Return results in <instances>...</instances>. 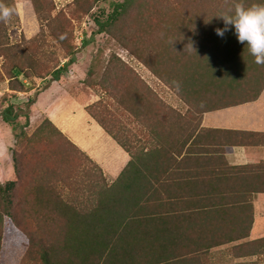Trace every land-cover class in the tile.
Listing matches in <instances>:
<instances>
[{
  "label": "trees",
  "instance_id": "1",
  "mask_svg": "<svg viewBox=\"0 0 264 264\" xmlns=\"http://www.w3.org/2000/svg\"><path fill=\"white\" fill-rule=\"evenodd\" d=\"M4 1L0 3L7 6ZM236 2L247 7L264 0H228L227 4L225 0H122L106 19H95L97 32L117 38L185 103V111L180 112L165 104L146 85L143 89L150 92V99L156 96L159 104L151 101V114L145 120L163 122L158 115L164 108L165 122L171 120L170 113L180 120V137L175 141L151 135L133 143L117 126H109L102 111L94 110L99 108L101 98L87 105V112L130 155L121 174L108 182L95 161L47 117H42L31 133L21 134L19 143L25 139L33 145L45 136L49 144L54 135L67 150H53L60 156L57 163L61 162L66 169L80 168L90 182L88 187L70 182L68 191H64V175L53 166L43 169L44 165L39 163L28 184V194L33 193L31 198L36 201L27 206V196L18 193L25 182L20 152H12L15 178L0 181V226L2 218H7L28 237L20 264H216L222 258L213 249L249 235L254 195L264 193V161L230 165L225 153L235 145L260 143L262 134L201 125L206 110L253 101L264 88V65L254 62L245 45L237 41L234 29L223 38L215 32L224 27L223 20L216 16ZM28 4L34 19L26 23L28 39L23 44L8 43L5 24L0 23V56L7 63V77H13L10 88L19 92L31 88L24 85L20 75L29 79L44 77L43 61L33 43L39 48L40 42L50 37L67 58L59 67L54 64L51 80H58L75 60L74 50L65 44V15L55 11L51 0H28ZM122 25L125 26L121 28ZM189 43L193 49L185 48ZM136 46L140 51H136ZM115 59L120 61L114 53L109 56L106 66L110 70L115 67ZM201 91L215 92L202 95ZM34 98H29L25 106L29 107ZM4 112L2 118L12 125L18 140L15 120L24 114L28 125L29 116L26 112L13 113L12 104ZM29 150L43 152L38 147ZM167 154L172 159L164 158ZM190 167L196 168L191 179L200 184L193 191L141 188L135 182L144 179L153 184L176 178L172 174L126 175L127 169L161 172ZM93 169L97 170V178L91 175ZM185 178L189 177L182 179ZM190 197L197 200L189 202ZM226 251L230 258L264 254V237L240 241Z\"/></svg>",
  "mask_w": 264,
  "mask_h": 264
},
{
  "label": "rangeland",
  "instance_id": "2",
  "mask_svg": "<svg viewBox=\"0 0 264 264\" xmlns=\"http://www.w3.org/2000/svg\"><path fill=\"white\" fill-rule=\"evenodd\" d=\"M121 1L51 0L55 11H60L65 15L62 17L63 21H65L62 22L65 28V44L72 51L74 50L75 58L74 62L68 66V69L61 72L60 78L56 82L60 88H66L70 91H97L100 93L102 102L99 108L94 110L104 113L105 121L109 126H118L120 122H125L127 119L125 95L130 88H133L132 91H144L143 89L147 86L151 92L154 91L155 95L169 107H171L170 104L172 103V98L170 97L172 90L159 81L142 61L128 48L119 43L117 38L109 36L105 32H97L98 24H96L95 19L99 21L106 19L107 15L113 11L114 6ZM4 3H8L7 6L15 9L12 19L5 24V37L7 36L10 44H23L28 39L26 35L29 25L26 23L34 19L28 0H6ZM124 26L122 25L121 28ZM83 40L87 41L84 45L82 43ZM24 46L22 45L21 47ZM33 47H36L39 52L38 57L43 61L42 74L44 77L26 78L28 84L24 85L31 88L22 95L19 94V91L10 88L9 81L13 80V77H7V63L4 64L5 59L0 56V165L1 163L3 165L9 164L8 158H11L14 150L18 151V153L20 152L21 174L25 182L24 185L19 187L18 193L23 195L24 198L27 196L29 200L26 203L27 206L28 202L34 203L36 201L31 198L33 193L31 195L28 194V189L33 176L32 170L39 163L44 165L43 169L46 168V165L48 167L53 166V169L64 175L62 183L64 191H66L70 182L80 187H88L90 182L89 179H86L87 177L82 175L80 168L66 169L61 162L57 163L60 156L59 153L55 154L53 150L58 148L62 153H66L67 150L54 135H51V143L49 144H47L48 138L45 136H40L34 141L33 145L29 140L26 142L25 139H23L21 144L19 143L22 138L21 134L25 133L28 135L33 129L34 120H31L30 107H26L25 102L29 98L35 97L38 91H42L48 86L51 81L50 71L53 70L54 64H58L57 67H59L67 60V58L63 57L61 46L50 37H46L41 41L39 48L35 43H33ZM41 51H44V53H41ZM136 51H140L139 46H136ZM113 53L124 64L115 59V67L110 70L106 64L109 56ZM129 69H132V72ZM146 92L150 97V92ZM155 97L154 99L149 98V103L153 101L158 106L159 104ZM9 104L13 105V113L22 114L26 112L29 116L28 125L25 124L26 116L24 114L19 115L15 120L16 132L20 134L18 140L15 139L12 125L2 118V114H6L4 109ZM135 111H138V113L134 112V117L131 115L130 121L141 124L140 108ZM38 117H32V119ZM33 147H38L43 152L32 153L29 149ZM21 151H23V154H21ZM53 163H56L57 166H54ZM12 171L11 174H2L0 181L4 182L14 179L15 173L14 170ZM91 175H95L97 178V170L93 169ZM107 181L110 182L108 179ZM259 226L264 227V206L257 205L255 227ZM0 237V262L2 264H20L27 251L28 237L4 217L0 226ZM223 249H220L223 252L213 249L214 254L222 258L217 259L216 264H264V254L262 253L258 256L246 258H230L228 251H226L227 248Z\"/></svg>",
  "mask_w": 264,
  "mask_h": 264
},
{
  "label": "crops",
  "instance_id": "3",
  "mask_svg": "<svg viewBox=\"0 0 264 264\" xmlns=\"http://www.w3.org/2000/svg\"><path fill=\"white\" fill-rule=\"evenodd\" d=\"M57 80H51L46 88L35 94L34 101L30 104V115L33 125L42 117H47L69 140L72 141L79 149L84 151L93 161L101 168L103 175L110 181H114L122 172L130 159V155L124 148L109 135L100 124L87 112L86 106L97 101L101 94L97 91H70L66 88H60ZM57 86V87H56ZM130 88L125 95V104L127 119L120 122L117 126L120 133L126 138L130 137L135 143L137 139L145 140L151 135L157 136L159 139L172 138L176 141L180 137L181 122L174 115L171 120H166V109H160L159 118L163 122H154V120H145L150 117L149 95L146 91H132ZM171 92V91H170ZM215 91H201L200 94L208 95ZM172 94V95H171ZM171 107L182 112L185 111V103L177 98L171 92ZM163 98L162 96H160ZM141 111V124L139 122L130 121V116L134 117V110ZM39 116V117H38ZM32 117H38L32 119ZM202 127L220 128L230 130L254 131L262 134L260 143L256 145H235L226 153L225 158L230 165H242L247 163H257L264 161V88L259 96L248 102L231 105L219 109L206 110L202 115ZM113 127V126H112ZM11 134V133H10ZM12 138V135H11ZM13 139V138H12ZM177 159V156L172 153ZM8 156V155H7ZM164 158L172 159L171 155ZM9 164L0 165V176L2 174H11L13 171L11 158H8ZM191 166V164H189ZM159 171V169H158ZM196 168L187 169L174 168L167 171L151 172L147 170H126V175L148 177L149 173L166 176L172 174L174 179L163 180L161 182L148 184L146 180H137L136 185L141 188L146 186L149 188L158 187L160 190L175 189L179 191H193L200 187L195 177ZM134 174V175H133ZM188 174V175H187ZM189 177L182 179L183 177ZM141 181V182H139ZM173 181V182H171ZM196 197H190L189 202H195ZM264 206V193H257L253 198V222L249 235L241 240L223 244L215 249L227 248L228 246L240 241L253 240L264 237V227H255L256 207Z\"/></svg>",
  "mask_w": 264,
  "mask_h": 264
},
{
  "label": "clouds",
  "instance_id": "4",
  "mask_svg": "<svg viewBox=\"0 0 264 264\" xmlns=\"http://www.w3.org/2000/svg\"><path fill=\"white\" fill-rule=\"evenodd\" d=\"M14 13V8L0 3V23H9ZM216 17L221 18L224 23L223 28L215 29L216 34L223 38L226 32L234 29L237 41L245 45L248 53L254 57V62L264 65V3L246 7L243 3L236 2ZM185 48L193 49L191 43Z\"/></svg>",
  "mask_w": 264,
  "mask_h": 264
},
{
  "label": "built area",
  "instance_id": "5",
  "mask_svg": "<svg viewBox=\"0 0 264 264\" xmlns=\"http://www.w3.org/2000/svg\"><path fill=\"white\" fill-rule=\"evenodd\" d=\"M19 78L25 83V84H28V81L26 78H24L22 75L19 76ZM1 93V91H0ZM20 95L24 94V92H19Z\"/></svg>",
  "mask_w": 264,
  "mask_h": 264
}]
</instances>
